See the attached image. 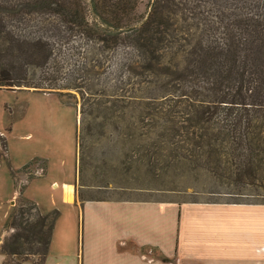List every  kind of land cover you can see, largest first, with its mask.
I'll return each instance as SVG.
<instances>
[{
  "label": "trees",
  "instance_id": "1",
  "mask_svg": "<svg viewBox=\"0 0 264 264\" xmlns=\"http://www.w3.org/2000/svg\"><path fill=\"white\" fill-rule=\"evenodd\" d=\"M141 2L0 0V89L78 95L80 141L119 132L129 170L160 163L210 178L227 204L264 205V0ZM56 218L17 206L2 253L43 264Z\"/></svg>",
  "mask_w": 264,
  "mask_h": 264
},
{
  "label": "rangeland",
  "instance_id": "2",
  "mask_svg": "<svg viewBox=\"0 0 264 264\" xmlns=\"http://www.w3.org/2000/svg\"><path fill=\"white\" fill-rule=\"evenodd\" d=\"M148 3L149 0H142L138 12L145 13ZM80 107L78 95L63 99L56 93L39 90L0 89V233L14 209L31 200L38 205L42 214L60 220L57 227L59 239L56 237L60 249L70 247L74 251L79 239L77 226L66 229L65 222L74 224L83 213L77 187L86 198L108 201L210 204L235 201L234 198L209 193L216 187L220 188L218 185L215 187V182L210 178L205 180L189 173L183 176L166 174L160 170V163L155 170L136 164L131 165L129 170L124 161L126 150L122 153V147L115 143L119 139L113 138L120 136V133L113 132L112 128L106 129V134L99 129L89 131L92 135H82L80 141ZM110 135L111 139L108 137ZM80 154L81 158L86 157V164H81V180ZM33 160L45 162L47 173L43 175L34 171V176L23 183L28 177L23 168ZM81 184L86 186L80 188ZM19 187L24 188L21 195L16 192ZM233 205L238 208L221 209L220 212L226 219L220 234L225 250L230 253L228 263L237 254V264H264V205ZM181 212L186 214L188 209ZM194 212L200 215H196L197 219H203L205 213L215 215L202 208ZM181 218L185 219L183 216ZM188 227L189 231L186 228L178 231L179 240H182L181 251H190L187 247L189 241L204 239L202 244L210 241L212 224L193 219ZM58 228L65 230L59 231ZM3 232L0 251L5 239L14 233L13 230ZM6 257L7 264L20 261V258ZM29 259L40 262L39 257Z\"/></svg>",
  "mask_w": 264,
  "mask_h": 264
},
{
  "label": "crops",
  "instance_id": "3",
  "mask_svg": "<svg viewBox=\"0 0 264 264\" xmlns=\"http://www.w3.org/2000/svg\"><path fill=\"white\" fill-rule=\"evenodd\" d=\"M34 161L35 166L31 169L23 168L28 177L24 182L21 179V182L27 183L35 172H42L43 175L47 173L45 162L37 160L31 162ZM16 192L20 195V192H24V188L19 187ZM12 203L15 206V201ZM80 206L83 213L76 223L65 222L66 229L77 226L79 238L77 248L74 251L70 247L60 249V245L56 243L60 220H56L49 252L43 264L228 263L227 257L230 253L225 250V244H222L224 239L220 234L226 219L220 212L221 209L238 208L233 204L105 200L83 201L80 202ZM197 208L207 209L215 215L210 216L205 213L203 219H197L200 216L198 212H194ZM185 209H188V212L182 214L181 211ZM193 219L213 225L210 228V241L207 244H202L204 239H201V242L189 241L187 247L190 251H181L179 247L182 245V240H179L178 231L181 228L189 231L188 226ZM4 230L3 227L0 239L4 236ZM183 238L185 239L184 235ZM234 255V259L228 264H237V254ZM7 261L6 255L0 251V264H7ZM19 264H37V261L29 259Z\"/></svg>",
  "mask_w": 264,
  "mask_h": 264
},
{
  "label": "built area",
  "instance_id": "4",
  "mask_svg": "<svg viewBox=\"0 0 264 264\" xmlns=\"http://www.w3.org/2000/svg\"><path fill=\"white\" fill-rule=\"evenodd\" d=\"M41 171H43V170H41Z\"/></svg>",
  "mask_w": 264,
  "mask_h": 264
}]
</instances>
